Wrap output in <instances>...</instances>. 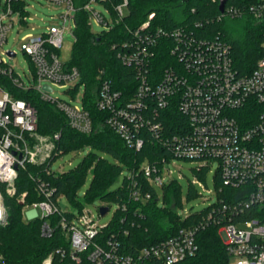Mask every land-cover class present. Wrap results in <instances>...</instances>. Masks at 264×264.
<instances>
[{
  "label": "built area",
  "instance_id": "1",
  "mask_svg": "<svg viewBox=\"0 0 264 264\" xmlns=\"http://www.w3.org/2000/svg\"><path fill=\"white\" fill-rule=\"evenodd\" d=\"M52 1L66 5L67 14L61 15L65 23L71 19L70 12L78 11L74 0ZM214 1L219 10V0ZM228 3L224 12L219 10L218 20L251 18L264 29V0L242 8ZM94 4L107 7L110 17L96 11ZM128 4L129 0H121L117 5H112L111 0H87L81 9L88 13L89 20L94 17L102 31L108 32L123 21ZM26 9L24 0H6V4L0 0V182L11 196L16 194L19 170L28 164L48 162L56 153V143L60 139L59 133L44 136L37 132V110L29 102L15 97L12 89H33L41 100L54 104L65 115L71 129L83 134L92 131V120L83 106V97L79 106L52 97L53 87L69 89L73 94L84 88V85L80 86L79 70L69 67L56 52L63 46L65 25L47 28L46 33L27 35L23 39L22 50L33 67L30 85L8 62L7 57H16V52L2 50L14 25L12 16L19 12L20 21L26 23ZM154 19L155 14L151 13L140 26L129 29L128 40L113 47L119 48L123 65L133 67L137 72L139 86L134 97L127 100L121 91L104 80L98 89L96 106L109 114L107 125L130 148L142 149L145 142L142 131L150 127L163 145L172 150L173 158L163 159L162 168L148 163L142 166L144 177L153 186L161 187L165 183L164 168L174 158L200 163L201 167H209V161H217L223 185L242 188L248 193L245 208L236 205L233 210L251 208L253 214L243 222H230L222 227L227 252L230 258L240 259L241 264H264V42L262 56L255 67L241 71L234 61L231 44L221 33L197 37L195 30H199L200 25L197 22L169 32L152 28ZM171 38L176 40L172 46L169 44ZM162 47L169 48L168 53L175 61L164 62L166 66L158 75L150 71ZM44 86L51 87V92ZM170 107L178 109L185 122L178 127L179 133L164 137L165 126L159 118ZM150 116H154V120ZM127 175L129 200H150L151 194L142 191L134 174L127 172ZM39 192L49 198L53 195L44 183ZM26 196L22 194L18 201L26 209L33 208L27 222L56 214L59 216L56 226L62 228L68 241L67 246L49 253L42 264H143L150 258L161 264H177L198 252V228L183 227L172 237L144 247L136 255H126L116 231H109L112 222L101 227L85 213L73 221L74 215L67 216L59 205L64 196L58 197L56 202L43 200L28 204ZM101 207H107L109 212L110 206L104 204ZM117 207L122 212L128 210L126 205ZM100 208L99 215L102 216ZM6 216L0 192V223L5 222ZM41 232L44 237L53 235L50 218L43 223ZM0 264L8 263L0 261Z\"/></svg>",
  "mask_w": 264,
  "mask_h": 264
},
{
  "label": "trees",
  "instance_id": "2",
  "mask_svg": "<svg viewBox=\"0 0 264 264\" xmlns=\"http://www.w3.org/2000/svg\"><path fill=\"white\" fill-rule=\"evenodd\" d=\"M74 1L78 8L73 33L75 45L72 60L67 62V65L71 68L76 67L81 74L80 86L84 85L85 88L83 106L91 117L92 131L83 134L71 129L65 115L54 104L41 100L33 89H12L15 97L29 102L37 110V132L44 136L59 133L60 139L56 143V153L48 162L41 165L28 164L19 170L14 196L8 195L6 186L0 182V192L7 213L5 222L0 223V261L8 264H42L49 253L58 247L67 246L64 231L56 226L58 215L54 214L47 218H50L54 228L51 237H44L41 232L42 225L47 219L29 222L23 219L24 204L18 199L25 193L27 204L43 200L56 202L58 197L64 196L80 211L87 202L94 200L104 201L108 206L112 203L120 207L128 206L125 212L117 209L112 228L109 230L116 231L123 253L126 255H136L142 248L172 237L183 227H195L198 228L196 232L198 252L177 264H230L231 258L221 239V229L230 222L237 224L252 217L251 208L246 211L241 208L238 211L233 210L236 205L245 208L247 191L224 186L218 173L216 204L199 213L180 215L178 206L181 204V185L176 181H170L161 187L153 186L144 177L141 169L146 163L156 164L162 168L163 159L173 158L172 150L166 144L163 145L150 127H145L142 131L145 141L142 149L137 151L130 148L107 125L109 114L97 108L96 100L100 83L104 80L121 91L127 100L130 101L134 97L139 86L137 72L133 67L123 65L119 59V48L113 47L128 40L129 29L140 26L151 13L155 14L152 28L171 32L197 22L200 23L199 30H195L197 37H212L221 33L231 44L234 61L241 71L252 70L262 56L263 27L251 18L218 20L220 13L218 3L214 0H129L127 15L123 21L116 23L108 32L95 33L91 29L88 13L81 9L87 0ZM120 1L111 0V4L117 5ZM258 1L231 0L228 5L242 8L246 4ZM169 40L171 46L176 43L173 38ZM169 48L160 49L150 72L159 75L166 66L164 62L175 61L168 53ZM56 52L58 53V50ZM91 86H94L95 90H91ZM150 118L154 120V116ZM159 120L165 126L163 136L167 137L171 136V133H179L178 127L183 125L185 117L178 109L170 107L166 113L161 114ZM84 148L107 152L113 161L91 152L74 170L65 173L52 171V164L59 156ZM91 165H94L92 184L86 196L78 199V190L84 183ZM206 168L201 167L197 170L198 174L203 176ZM124 172L126 175L121 186L112 190L111 186ZM127 172L134 174L143 192L151 194L150 200L140 202L129 200ZM43 183L53 191L51 198L40 194L39 187ZM66 215L74 214L69 211ZM122 219L126 220L122 222ZM143 264L161 263L150 258Z\"/></svg>",
  "mask_w": 264,
  "mask_h": 264
},
{
  "label": "rangeland",
  "instance_id": "3",
  "mask_svg": "<svg viewBox=\"0 0 264 264\" xmlns=\"http://www.w3.org/2000/svg\"><path fill=\"white\" fill-rule=\"evenodd\" d=\"M24 2L27 6L26 11L28 12L27 21L26 23L20 21L21 15L19 12L13 14L12 18L14 20V25L8 34V41L2 50L16 52V57L12 59L7 57V60L16 68V71L22 76L24 82L30 85L33 77V67L30 59L22 50L23 39L27 35L39 36L46 33L48 30L47 28L54 29L58 26L65 25L66 29L63 32V46L58 50V54L62 61L69 62L72 60L73 48L75 45L73 31L76 13L74 11L70 12L69 15L71 19L65 23L61 18L62 14H67L68 9L65 4H57L52 0H24ZM1 3L6 4V0H1ZM93 7L107 18L110 17L109 11L104 5L94 4ZM90 24L93 32L100 33L102 31V27L97 24L94 17L90 18ZM53 89L54 92L52 97L59 98L73 106H79L81 104L80 100L85 92V88L83 87L79 92L76 91L74 94L69 89H60L58 87H53ZM92 89L95 90V87L91 86V90ZM91 152L98 157L113 161L112 156L107 152L98 149L84 148L59 156L52 164V171L56 173H65L74 170ZM209 164L203 176H200L197 172L198 168L201 167L200 163L174 158L166 164L164 168L165 183L176 181L181 185V204L178 206V213L180 215L199 213L216 204V176L219 170V163L217 161H209ZM93 170L94 165H91L84 183L78 190V199H83L86 196L93 181ZM125 175L126 172L120 175L119 179L111 186L112 190L121 186ZM159 191H161V189ZM104 204H106V202L101 200L87 202L83 210L80 211L64 197H62L59 202L63 211L73 212V221H77V217L85 213L98 221L101 227L110 224L114 220L118 208L116 204H109L111 205L109 212L104 216H100L99 208ZM161 205L162 201L159 202V206ZM36 210L37 213L40 215L42 214L40 209ZM30 211H33V208L23 209L22 216L25 221L29 220L28 213ZM221 239L223 241L222 234ZM230 264H241V260L238 258H231Z\"/></svg>",
  "mask_w": 264,
  "mask_h": 264
},
{
  "label": "water",
  "instance_id": "4",
  "mask_svg": "<svg viewBox=\"0 0 264 264\" xmlns=\"http://www.w3.org/2000/svg\"><path fill=\"white\" fill-rule=\"evenodd\" d=\"M229 1H230V0H219V2H220L219 10H220L221 13L224 12L225 6H226V4H227ZM10 54L13 55V53H11V52H10ZM44 89L47 90V91H49V92H51V90H52L51 87H49V86H44ZM100 212H101V215L104 216V215H106V213L108 212V208H107V207H101V208H100ZM3 221H4V220H3Z\"/></svg>",
  "mask_w": 264,
  "mask_h": 264
}]
</instances>
